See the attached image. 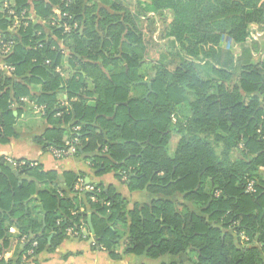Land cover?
Segmentation results:
<instances>
[{
    "label": "trees",
    "instance_id": "trees-1",
    "mask_svg": "<svg viewBox=\"0 0 264 264\" xmlns=\"http://www.w3.org/2000/svg\"><path fill=\"white\" fill-rule=\"evenodd\" d=\"M6 2L21 22L12 35V18L0 13V39L13 42L5 63L18 79L0 73V144L15 136L11 91L29 95L38 86L53 127L36 142L62 148L77 138L75 156L96 176L125 175L128 191L152 201L129 210L111 186L75 191L82 173L58 175L17 161L16 177L0 164V264L11 250L8 262L18 264L33 241L34 259L52 252L88 217L112 259L193 254L192 264H264V60L235 64L222 45L243 44L249 27L263 23L264 0H132V9L113 1L106 8L94 0ZM29 7L68 50L74 73L66 80L55 73L61 52L43 25H23ZM56 8L67 17L51 27ZM150 14L174 54L148 67L140 22ZM65 23L72 26L67 33L58 26ZM62 90L73 99L68 109L55 103ZM247 180L255 194L245 192ZM118 225L127 230L122 242ZM9 227L27 243L13 244Z\"/></svg>",
    "mask_w": 264,
    "mask_h": 264
},
{
    "label": "crops",
    "instance_id": "crops-1",
    "mask_svg": "<svg viewBox=\"0 0 264 264\" xmlns=\"http://www.w3.org/2000/svg\"><path fill=\"white\" fill-rule=\"evenodd\" d=\"M107 1L120 2L119 4L122 6L131 9L135 5V3H132V0H94L93 4H95L97 7L106 8ZM29 3H31V1H29ZM27 11L29 16L27 17L26 21L24 20V24L33 22V24L43 25V32L45 36L53 38L55 45L60 49L61 59L55 69V73L62 80H66L73 75L74 71L69 64V52L63 46L62 39H60L59 36L53 34V31L48 26V24L40 22V20L33 14L31 7H29ZM11 18V26L8 27L7 31L12 35H17L19 30L16 29L13 24L18 23L20 25L21 20L17 17H10L9 19ZM141 20L145 19L141 18ZM253 25H259V27L263 29L262 35L259 38L252 39L248 34V38L243 44H234L230 39H225L224 43L222 44L223 47L230 52L235 64H254L259 60H264V21L261 24H252L251 26ZM141 29L143 31L145 41L148 31L142 27ZM5 65V59L0 57V73L10 81H17L18 79L14 72L15 69L13 72L8 71L4 68ZM88 87L91 88V84H88ZM29 90V95H18L17 97L15 95V91H11L9 102L10 109L13 110V115L16 118L13 127L15 136L9 138L8 142L5 144H0V159H2L4 163L10 162L9 164H11V162L17 163V161H26L28 163L35 164V166H40L43 171H54L58 175H61L65 171L82 173L84 175L83 182L86 184L93 185L101 183L105 187L111 186L117 194H120L122 198L128 202L127 208L129 210H131L134 205H148L152 201V197L149 194L139 191H128L126 184H124L126 179L123 180L120 178L118 180L112 173H108L103 176H96L95 170L92 168L89 162L85 161L81 157L74 155L68 156L62 160H57L50 152V148L52 147L45 148L44 146L39 145L35 138L50 130L53 127V124L48 122V120L45 118L47 115L46 105L39 102L41 94L38 86H32ZM72 100L73 99L69 98L68 93L65 90L59 91L55 94V103L59 104L63 108L68 109ZM36 106L45 107L46 114L41 116L40 114L36 113ZM54 117L59 116L55 115ZM239 147L241 148L240 145ZM261 173L264 176V169H261ZM40 209H42L41 206ZM43 219L44 216L42 217V223L44 224ZM10 228H13L16 233L11 234L9 232ZM9 229L8 233L14 237V244L17 241L16 235L18 232L14 227H9ZM116 230L118 235L121 237L122 242L126 236V226L118 225L116 226ZM93 236L96 237V241H94ZM241 243H244L245 245L247 244L246 242L242 241ZM14 248L15 247H13V249ZM120 250L122 251V246H120ZM9 253L12 255L13 251L11 250ZM10 255L7 257L9 258ZM149 260L153 261V259L150 258L125 253L120 254L119 259H112L105 250L98 246V238L95 235L91 221L89 226L87 219V226L83 225V228L80 232V237L75 238L69 236L52 252L49 253L46 250H43L36 256L35 259L32 261L30 260L25 264H147V261ZM194 260L195 257L193 254L174 258L168 257L166 264H180L181 262H189L192 264ZM162 263L165 264V262Z\"/></svg>",
    "mask_w": 264,
    "mask_h": 264
},
{
    "label": "built area",
    "instance_id": "built-area-1",
    "mask_svg": "<svg viewBox=\"0 0 264 264\" xmlns=\"http://www.w3.org/2000/svg\"><path fill=\"white\" fill-rule=\"evenodd\" d=\"M1 3H7L6 0H0ZM5 7L0 6V10L2 11H6V14L9 17H15L14 11L12 9H9V7H7L5 4H3ZM67 17L66 13H63L61 10L59 9H55L54 10V16L52 17V23H51V27H55L57 24V21L59 19H63ZM16 18V17H15ZM28 23L24 24V26H27ZM13 26L16 27V29L19 28V24H13ZM59 27H62V32L63 33H67L71 30L72 26L65 24L62 25H58ZM262 31L263 29L259 27V25H253L249 28V35L252 39H257L262 35ZM12 49H13V42L12 41H3L2 39H0V57L2 59H6L11 53H12ZM46 63H48V61H46ZM5 69H7L8 71L13 72L14 71V67L9 66V65H5L4 66ZM35 111L36 113L42 115H45V107H39L36 106L35 107ZM59 116V115H58ZM74 132L79 131V127H74L73 128ZM77 144H78V140L77 138H73L70 141H67L64 146L62 148H50V152L53 155V157L57 160H62L68 156H74L77 152ZM242 147V145H240ZM10 163V162H9ZM26 163V161H20V163L18 164V166H23ZM14 166H16V163H12ZM31 166H35V164L30 163ZM123 180L126 179V176L124 175L122 177ZM75 191H93L94 188L91 184H86L83 182V180H79L78 183L75 185L74 187ZM245 192L248 194H255L256 193V187H255V182L254 180H247L246 182V188H245ZM92 200L94 201V198H92ZM83 228V225L80 226L79 231H73V230H68V233L70 236L78 238L80 237V232ZM9 232L11 234H15V230L13 228L9 229ZM241 238L245 237L243 234H241ZM245 240L247 241V238L245 237ZM18 244L20 243V245H24L27 243V238L25 236L20 237L19 240L17 241ZM38 244L36 241L31 242L29 249H27L24 254L21 256L20 262L18 264H25L28 261L32 260L34 258L35 252H36V248H37ZM8 255H10V253H7L4 255L3 259V263L2 264H9V260L12 258V256L10 255L9 258L7 257Z\"/></svg>",
    "mask_w": 264,
    "mask_h": 264
},
{
    "label": "rangeland",
    "instance_id": "rangeland-1",
    "mask_svg": "<svg viewBox=\"0 0 264 264\" xmlns=\"http://www.w3.org/2000/svg\"><path fill=\"white\" fill-rule=\"evenodd\" d=\"M124 3H126V2H124ZM3 4H5L8 7L7 3H1L0 2V6L5 7ZM1 12H3V11L0 10V13ZM151 15L152 14L147 16V18H150L149 20L145 18V20H141V22H140V27H142L148 31L147 32L148 34L145 37V42L147 44V53H146V57H145V63H147L146 66H148V67H150L152 64L159 61V59H163V60H166L167 62H169L171 59V56L173 54V51H174L172 48H170L168 41L164 40L161 36V30L163 29V27H162L163 24L161 23L159 17L155 16V18L153 19L154 20V22H153V20L151 19L152 18ZM152 22H153V24H151ZM170 68L173 69V66L170 65ZM176 142H177V136H173L171 139L170 149H169L170 155L173 154ZM241 237H242L241 234L238 235L239 241L246 242L245 237H243V238H241ZM162 262L166 263L167 258L163 257V258L158 259V260H154V259H153V261L149 260V261H147V264H162ZM180 264H191V263L181 262Z\"/></svg>",
    "mask_w": 264,
    "mask_h": 264
},
{
    "label": "water",
    "instance_id": "water-1",
    "mask_svg": "<svg viewBox=\"0 0 264 264\" xmlns=\"http://www.w3.org/2000/svg\"><path fill=\"white\" fill-rule=\"evenodd\" d=\"M146 84H147V86H148L149 89H150V83H149V82H146ZM0 164H1V165H4V166L7 167L8 169H10V171H11L16 177H18V172L15 170V168H14L13 165H11V164H9V163H4V161H3L2 159H0ZM43 220H44V219H43ZM88 224H89V226H90V218H88ZM92 233H93V231H92ZM93 235H94V233H93ZM93 239H94V241H96V237H95V236H93Z\"/></svg>",
    "mask_w": 264,
    "mask_h": 264
}]
</instances>
